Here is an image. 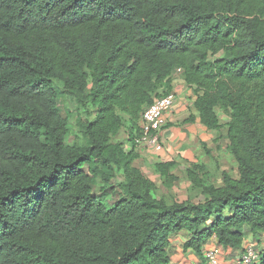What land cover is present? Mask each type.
<instances>
[{
  "label": "trees",
  "instance_id": "1",
  "mask_svg": "<svg viewBox=\"0 0 264 264\" xmlns=\"http://www.w3.org/2000/svg\"><path fill=\"white\" fill-rule=\"evenodd\" d=\"M177 79L206 130L230 112L236 167L203 200L170 204L135 166V140ZM127 123L129 152L112 143ZM173 166L155 169L177 182ZM183 232L200 259L212 238L224 255L262 242L264 0H0V264H172Z\"/></svg>",
  "mask_w": 264,
  "mask_h": 264
},
{
  "label": "rangeland",
  "instance_id": "2",
  "mask_svg": "<svg viewBox=\"0 0 264 264\" xmlns=\"http://www.w3.org/2000/svg\"><path fill=\"white\" fill-rule=\"evenodd\" d=\"M181 79V78H180ZM178 81V79H177ZM163 94L165 93H161ZM184 98V97H182ZM190 110V107L187 108ZM217 115L219 117V120L221 124L223 125V129L220 132L213 131L211 133V139H207L206 142H204V151L206 152L203 157H201L199 154L200 152H196L200 157L199 160H202L201 164L206 168L204 172H197L195 175V180L192 181L190 178L187 177V169L184 167L183 164L180 162H174L175 166L172 168V176L177 178V182L173 181L172 179H162V177L158 174V172L155 169V161L153 160V163H148V157L151 158L152 156L150 153L148 156L146 155H139L137 160L134 162L135 166L140 169V171L144 174L145 177L150 179L152 182H154L157 185L156 190V197L157 198H164L166 199L170 204L174 202L184 203V202H191V201H200L204 199L205 196V189L208 186L211 185H220L221 179H222V172H232L233 169L236 167V163L234 158L232 157L229 149H228V141L225 137L226 132V125L231 120V114L228 110H225L223 108H217L216 109ZM190 113V112H189ZM83 112H80L78 115L75 114L70 118V132L71 136L68 139V142L70 145L75 144H81L83 142L82 137L80 136V129L79 125L81 122H83ZM66 116V115H65ZM186 116V115H185ZM181 118L180 120L184 119ZM188 115L186 116V118ZM194 118V117H192ZM191 122V121H189ZM194 122V120H193ZM141 123V120L138 122V125ZM168 128L171 125V123H168ZM182 127L183 129L188 128V124L178 125L177 128ZM167 128V127H166ZM131 129V125L129 123L126 124L124 129L120 131V133L113 139L112 143L114 144H121V146L124 148L126 152H129L131 150L132 141L129 140V137L127 134L129 133V130ZM128 132V133H127ZM179 139L182 141V139H185L183 134H179ZM182 142V146H188L187 144H184ZM168 150V149H167ZM191 149H189L190 151ZM142 153V152H141ZM157 155V154H156ZM118 181H124L123 172L118 171ZM200 185V186H199ZM100 187L98 186L95 189V192H98ZM254 245V239L250 243ZM260 246L261 244H256ZM260 251V249L258 250Z\"/></svg>",
  "mask_w": 264,
  "mask_h": 264
},
{
  "label": "crops",
  "instance_id": "3",
  "mask_svg": "<svg viewBox=\"0 0 264 264\" xmlns=\"http://www.w3.org/2000/svg\"><path fill=\"white\" fill-rule=\"evenodd\" d=\"M172 85L177 93V99L173 111L168 115L169 123H171V125L173 126L165 128L162 132V139L165 145L164 151L161 154L156 155L150 154L152 152L149 149H141L140 151L138 149H135L136 153H140V156L143 154L148 156L150 154L152 156L151 158L148 157V163L150 164H152L154 160L156 164L180 162L184 165V167H186V169H189L192 165L203 166V164H201L202 160H199V157H203L204 155H206V152L204 151L205 147H203V144L207 141V139H211V133L213 131L210 132L202 127L199 119V114L194 108V101L196 96L193 94L191 88H189V86L181 80H173ZM189 107L190 110H188L187 113V108ZM185 115H188V117L186 118ZM184 116L185 118L180 120ZM192 117H194V122L191 120ZM179 124H188L189 127L186 129H183L182 127L177 128ZM179 134H183L185 139H182V141H180ZM182 142L189 145L188 148L184 144V146L181 147ZM189 149L191 150L189 151ZM196 152H200V156ZM258 237L260 239V242L262 241L261 245L258 246V248L261 252H263L264 234H260V236ZM253 239V235L248 234L246 237V241L241 248L231 250L229 252L225 251V255H222L223 264H231L232 262L239 260L242 256L244 248L247 246V244H250ZM189 240L190 236L185 232L173 235L170 238L169 249L172 264H187L192 261H197L201 258V256L193 249H184L185 243ZM216 245H218L216 238L208 240L203 247V252ZM255 247L257 248V246Z\"/></svg>",
  "mask_w": 264,
  "mask_h": 264
},
{
  "label": "built area",
  "instance_id": "4",
  "mask_svg": "<svg viewBox=\"0 0 264 264\" xmlns=\"http://www.w3.org/2000/svg\"><path fill=\"white\" fill-rule=\"evenodd\" d=\"M177 94L171 93L156 100L143 114L141 118L142 133L135 140L136 148L149 149L153 154H161L165 145L162 139V132L167 127L168 115L173 111ZM262 252L253 246H247L239 260L231 264H254L259 260ZM223 251L218 246H212L206 250L203 259L192 261L187 264H223Z\"/></svg>",
  "mask_w": 264,
  "mask_h": 264
}]
</instances>
